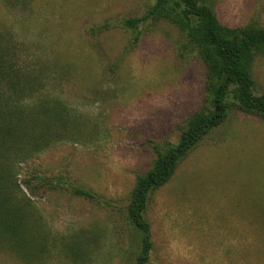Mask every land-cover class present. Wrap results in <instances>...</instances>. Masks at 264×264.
Returning <instances> with one entry per match:
<instances>
[{
  "label": "rangeland",
  "instance_id": "374dc122",
  "mask_svg": "<svg viewBox=\"0 0 264 264\" xmlns=\"http://www.w3.org/2000/svg\"><path fill=\"white\" fill-rule=\"evenodd\" d=\"M155 1L0 0V53L26 102L0 99V123L32 140L0 141L1 171L19 159L17 144L32 146L14 172L7 167L31 203L0 186V264H132L125 208L137 176L178 141L204 98L205 64L195 51L181 55L173 23L124 24ZM213 1L225 24L264 26V0ZM252 72L264 94V56ZM11 80L2 77L0 96ZM59 129L66 139L33 149ZM37 176L47 184L32 196L24 182ZM145 216L147 264H264V119L231 102L227 120L151 193Z\"/></svg>",
  "mask_w": 264,
  "mask_h": 264
},
{
  "label": "trees",
  "instance_id": "16d2710c",
  "mask_svg": "<svg viewBox=\"0 0 264 264\" xmlns=\"http://www.w3.org/2000/svg\"><path fill=\"white\" fill-rule=\"evenodd\" d=\"M146 19L167 20L173 23L185 37L181 55L195 51L205 64V81L203 87V102L200 110L191 115L180 130L178 141L169 144L162 152L156 149L157 157L152 167L146 173L138 175L125 214L134 228L131 240V263L147 264L153 247L151 225L145 216L152 192L165 185L175 174L179 164L190 152L217 127L228 118L231 102L241 110L264 119V94L256 93V82L252 72L255 59L264 56V26L238 25L231 26L221 21L215 9L213 0H156L149 7L142 19L130 20L124 24L136 29ZM139 40V32L135 41ZM8 75L10 90L1 94V101L12 107L26 104L23 94L24 86L20 84V74L15 65L0 53V84L2 77ZM18 107V108H19ZM60 118V117H59ZM58 118V119H59ZM14 125L0 123V141H32L30 138L15 134ZM68 131L59 129L56 132H42L33 141H46V144H36L33 149L41 150L49 146V141H58L59 137L66 139ZM32 146L28 143L16 145V155L19 159H9L0 170V186L20 194L26 205L31 199L21 189L15 179L14 163L24 160ZM11 164V165H10ZM13 168V172L7 170ZM8 171V172H7ZM32 182H24L32 196L37 188L46 185V180L37 176ZM70 190L81 196L93 198L91 192L70 186Z\"/></svg>",
  "mask_w": 264,
  "mask_h": 264
}]
</instances>
